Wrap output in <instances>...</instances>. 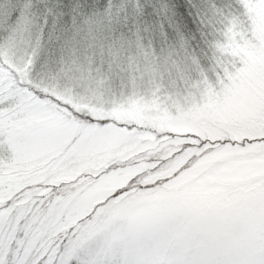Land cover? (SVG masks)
<instances>
[{
	"label": "snow or ice",
	"instance_id": "6c2138e0",
	"mask_svg": "<svg viewBox=\"0 0 264 264\" xmlns=\"http://www.w3.org/2000/svg\"><path fill=\"white\" fill-rule=\"evenodd\" d=\"M0 264H264V0H0Z\"/></svg>",
	"mask_w": 264,
	"mask_h": 264
}]
</instances>
